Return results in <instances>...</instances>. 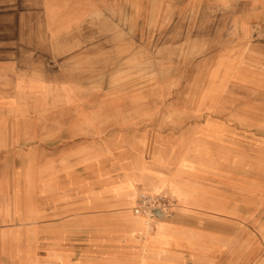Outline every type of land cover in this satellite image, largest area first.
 Masks as SVG:
<instances>
[{"label":"rangeland","instance_id":"374dc122","mask_svg":"<svg viewBox=\"0 0 264 264\" xmlns=\"http://www.w3.org/2000/svg\"><path fill=\"white\" fill-rule=\"evenodd\" d=\"M151 7L0 0V264H134L139 192L207 247L166 264H264V0L246 43H220L242 15Z\"/></svg>","mask_w":264,"mask_h":264},{"label":"crops","instance_id":"0c3cea01","mask_svg":"<svg viewBox=\"0 0 264 264\" xmlns=\"http://www.w3.org/2000/svg\"><path fill=\"white\" fill-rule=\"evenodd\" d=\"M263 0H152V11L149 13L154 17L153 19V27L152 29H158V22L159 19L157 16L160 17V23L166 21L167 17H178V16H187L191 14H200V15H208L211 14L215 17L213 28L210 30H226L228 31L227 23H223V27L221 24V16L232 17L243 16L245 17L242 21L236 23V31L239 32V37L234 35V38L228 40L224 39L220 43H246V39L248 36H245V32L250 31V25L252 23L253 11H252V4H258ZM211 6L212 8H209ZM139 9H140V0H139ZM216 20L218 22H216ZM161 28V27H159ZM219 28V29H217ZM235 30V28H233ZM236 33V32H235ZM244 39V40H241ZM138 169V166L136 167ZM140 172L133 173V177L131 180H127L121 187V192H125L128 195L132 190V181L139 180ZM210 191H199V189H191L188 191V195L191 201L200 203L201 200L208 201L211 196L207 195ZM131 194V193H130ZM139 217V216H137ZM141 218V217H140ZM136 219V218H135ZM133 218V220H128L130 226L127 225L129 228L128 233L131 230L135 231L139 227H143L145 229L144 220L137 221ZM143 224V225H142ZM133 227V228H132ZM148 229V227H147ZM181 227L172 226H164L160 225L157 229L150 230L148 229L144 234L143 239L138 243V252L136 261L133 262L134 264H166V255L174 249L177 248H191L193 251L205 253L207 247L203 245L202 242L196 241L193 235L190 236H181ZM124 237L127 235H123ZM112 259L108 261V263H114L118 256L112 254Z\"/></svg>","mask_w":264,"mask_h":264},{"label":"built area","instance_id":"2783aa9c","mask_svg":"<svg viewBox=\"0 0 264 264\" xmlns=\"http://www.w3.org/2000/svg\"><path fill=\"white\" fill-rule=\"evenodd\" d=\"M173 207V202L160 193L139 192L133 209L137 216L145 218L146 225L151 229L156 220L169 216Z\"/></svg>","mask_w":264,"mask_h":264}]
</instances>
